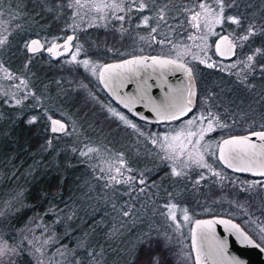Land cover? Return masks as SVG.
I'll return each mask as SVG.
<instances>
[{
  "label": "trees",
  "instance_id": "obj_1",
  "mask_svg": "<svg viewBox=\"0 0 264 264\" xmlns=\"http://www.w3.org/2000/svg\"><path fill=\"white\" fill-rule=\"evenodd\" d=\"M204 1L208 0L200 2ZM221 1L225 8V22L223 29L218 30L217 34L228 35L231 39L248 35V39L242 47L236 48L235 57L229 61L217 58L215 53L212 55L225 64L247 59L250 61L249 76L241 77L236 72L237 69L226 72L221 68L189 64L196 85L193 112L173 123L151 125L133 119L132 121L144 128L147 137L168 133L190 138L191 143L202 150L212 168L226 176L224 181L205 170H192L187 173V177L174 176L169 170V164L162 160L159 153H154L147 141L145 145H141V137L131 133L111 114L114 104L101 89L96 74L98 66L135 55L177 58L172 48L175 44L173 39L180 44L185 42L190 33L186 18L174 19L173 14H170L162 23V45L146 43L140 46L133 38L134 35L129 38L125 29H118L119 22H113L111 27L71 30L72 12L69 9V0H18L24 5L32 27L25 30H19L21 27L17 23L0 17V30L11 31L0 51V62L3 66L11 72H18L24 68V64L30 63V71L34 77L41 85L46 86L43 89L38 86L37 92L41 91L44 97L47 95L55 102L61 101L58 97L63 95L65 99L63 98L62 106L68 107L91 131L85 132L81 143L76 144L81 149L76 150L77 155L73 158L67 157L70 150L63 151L55 165H51L50 173L47 171L46 175L39 178L37 173H30L29 178H25L23 186L25 188L27 184L28 189L24 191L22 209L11 217V228L21 227L25 217L28 219L39 216L47 208L62 212L65 217L70 216L69 204L73 194H83L85 189H88L86 193L99 194L103 200L113 201L102 195L105 193L104 187L94 179L86 163V158L88 160L91 155L89 149L102 146L104 149L124 154L134 166L139 164V167L149 170L147 191L132 205L130 203L129 207L132 208L131 212L144 209L150 225L142 231L138 242L130 247L127 259L120 264H149L150 259H154L157 264H196L190 244L193 223L215 217L236 222L264 248V237L256 228L257 225L264 226V190L260 187L264 177L229 171L217 158V149L223 140L258 131L264 132V0ZM161 3L164 9H168L173 4H191L196 1L161 0ZM123 26L126 27L125 24ZM69 34L75 35L78 44L82 46V51L72 62L74 66L65 67L63 64L67 60H52L44 52L30 55L26 50L29 40L38 38L47 41L50 38L49 40L60 41ZM215 41L216 38L211 39L210 44L213 46ZM250 56L251 60L248 59ZM55 63L63 67L54 68L52 64ZM205 110L217 113L223 127L210 133H201L197 131V123L188 126L190 119ZM118 112L124 113L120 109ZM13 113L8 111L7 123L0 124L6 127V132L0 135V178L2 174L5 178L16 180L20 173L22 175V169L30 168L38 162L33 153L48 139L58 146L70 139L66 137L68 131L62 135L50 133L45 112L35 111L32 116L28 117L29 114H26L19 122L11 123ZM50 117L54 118L56 115L52 114ZM132 146L136 153L131 155ZM37 164L44 165L42 161ZM241 182H258L259 186L255 192H250L241 189ZM126 202V198H121L116 204L107 202L108 209L104 214L109 212L111 216L115 213L120 217L122 210H118V207L124 205L122 208L125 210ZM169 211L174 216L171 220L168 218ZM132 217L133 214H130L126 221ZM86 258L83 256V261Z\"/></svg>",
  "mask_w": 264,
  "mask_h": 264
},
{
  "label": "rangeland",
  "instance_id": "obj_2",
  "mask_svg": "<svg viewBox=\"0 0 264 264\" xmlns=\"http://www.w3.org/2000/svg\"><path fill=\"white\" fill-rule=\"evenodd\" d=\"M14 1L0 0V17H5L8 22L17 23L18 27H21L19 30L32 28L29 21H24L26 18L23 17L24 13L21 8L23 4L18 0L16 4H13ZM128 1L80 0V4H77L76 0H69V9L72 12L70 29L77 31L90 27L104 28L111 27L113 22H119L118 29L122 30L125 29L124 24L128 28L130 22H132L131 26L133 27L129 32H133L134 39H142L153 46H161L163 36L160 34L162 32H157L155 26L157 23H163L170 14H173L174 19L186 18L188 32L190 31L183 44H180L175 38L173 39L175 44L172 48L178 58L173 59L183 63L186 62L187 66L193 64L192 66L221 68L226 72L237 69L236 72L241 77L249 76L251 73L248 70L250 61L247 59H239L234 63L225 64L217 61L212 55L215 52L214 45L210 44L211 39L216 38L217 40L220 37L217 31L223 29L225 22V8L221 0L173 4L168 9H164L162 6L159 14L160 19L157 23L156 20H149L150 24L146 20L139 24L138 22L135 23L134 15L131 16L132 21H129L130 18H125V16H128L129 11L132 13L136 11L148 12V7L144 6L143 3ZM202 3L206 5L205 8L200 7ZM80 5L84 6L81 7ZM193 16L197 18L194 20ZM145 26L148 28V33L144 32L143 27ZM10 32L0 30V41H3V43H0V51ZM118 32L121 33V31ZM169 39L172 40L171 37ZM247 39L248 35L231 40L238 48L242 47ZM73 49L74 51L68 58L67 63L63 66L66 65L65 67H67L82 51V46L78 44L76 37ZM29 66L31 65L27 63L22 70L11 72L0 62V124L7 123L8 111L14 112L11 123L19 122L26 114H29L28 117H30L32 112L35 111L45 112L49 116L54 114L56 115L54 118L67 124L66 132L68 131L69 134L66 137L70 140L61 142L58 146L48 139L43 146L33 153L38 162L36 161V164L34 163L30 168L22 169V175L20 173L16 180L5 178L1 174L0 253L2 255H0V264H120V262L127 259L130 247L138 242L142 231H145L150 225L144 209L131 212L132 208L129 207L130 203L132 205L137 198L144 196V192L147 191L149 170L139 167V164L134 166L132 161L126 158L124 154L113 152L108 148L94 146L92 151H89L91 155L88 160L86 158V163L94 179L103 185L105 193L102 195H106L107 198L109 197L113 201L103 200V197L99 194L86 193L88 189H85L86 191L83 194H73V199L69 204L70 216L65 217L62 212L47 208L39 216H31L28 219L25 217L23 225L17 229L9 226L11 217L22 209L24 191L28 189L27 184L25 188L23 186L25 178L28 179L30 173H37L38 178L46 175L47 171L50 173L51 165H55L63 151L70 150L67 157L73 158L74 155H77L76 150L81 149L76 144L81 141L85 132L90 131L68 107L64 108L62 106L63 95L58 97L61 101L55 102L49 99L47 95L44 97L41 91L37 92L38 86L41 87L40 89L46 86L41 85L39 80L34 77ZM103 67L104 65L97 67V77ZM74 89L78 88L74 87ZM111 114L121 121L131 133L138 134L141 137V145H145L147 141L154 153H159L162 160L169 164V170L174 176L187 177V173L192 170H205L221 181L226 180L224 174H220L212 168L206 161L202 150L193 145L190 138L168 133L154 134L153 137H147L144 128L140 129L136 124L125 118L123 114L118 113L113 108H111ZM194 122L198 124L197 131L201 133H210L223 127L219 115L210 110L198 112L196 117L189 120L188 126H193ZM209 125H211L210 130ZM5 128L0 126V135L6 132ZM1 142L2 138H0ZM134 153H136V150L132 146L130 154ZM41 161L44 165L39 166L37 163ZM48 162H51V164H48ZM174 169L175 172L180 174L175 175L173 173ZM239 185L243 190L255 192L259 183L241 182ZM260 187L264 190V182ZM121 198L127 199V205H125L126 211L123 210L124 205H121L123 208L118 207V210H122L120 217L115 213L111 216L109 212L104 214L105 210L108 209L106 208L108 206L107 202L116 204ZM130 214H133V217L126 221L129 219ZM168 215L170 220L173 219L172 211H169ZM64 225L65 227H63ZM256 228L264 237V226L257 225ZM74 232L76 233L74 234ZM72 236L73 239L71 240ZM83 256L87 257L85 261H83Z\"/></svg>",
  "mask_w": 264,
  "mask_h": 264
},
{
  "label": "water",
  "instance_id": "obj_3",
  "mask_svg": "<svg viewBox=\"0 0 264 264\" xmlns=\"http://www.w3.org/2000/svg\"><path fill=\"white\" fill-rule=\"evenodd\" d=\"M72 41L73 36H69L63 44L51 46L47 53L53 58L66 55L72 49ZM62 46L64 49L59 51ZM41 50L42 44L37 39L27 45L30 55ZM214 52L217 58L229 61L236 55V46L228 35H222L214 44ZM130 61L133 63H128ZM98 82L114 104L135 119L149 124L178 121L195 108L196 85L192 71L185 63L172 58L137 56L112 62L100 70ZM50 128L54 135L67 130L66 124L57 119L50 120ZM53 128L57 130L53 131ZM256 133L264 132L223 140L217 150L219 163L237 174L264 177L261 174L264 173V140L254 135ZM245 137L247 143L225 144V141H240ZM198 221H210L211 224L200 225ZM190 244L196 264H264V248L236 222L226 218L195 221Z\"/></svg>",
  "mask_w": 264,
  "mask_h": 264
},
{
  "label": "flooded vegetation",
  "instance_id": "obj_4",
  "mask_svg": "<svg viewBox=\"0 0 264 264\" xmlns=\"http://www.w3.org/2000/svg\"><path fill=\"white\" fill-rule=\"evenodd\" d=\"M129 1H133V2H135V3H143L144 4V6L146 5L147 7H148V12H139V11H136V12H128L129 14H128V16H125V18H130L129 19V21H132L131 20V16H133L134 15V21H135V23L136 22H138V24L139 23H141L142 21H144V20H146L147 21V23L148 24H150L149 23V20L150 21H155L156 20V23L158 22V20L160 19L159 18V14L161 13V9H162V3H161V0H129ZM128 1V2H129ZM190 1H196V2H200V1H203V0H190ZM21 8H22V12L24 13V16L23 17H25L26 19L24 20V21H29V15H28V13H27V11L25 10V8H24V5H21ZM135 13V14H134ZM149 18V19H148ZM131 24H132V22H130V26H128V29L125 27V30L128 32V36H129V38H132V34H133V32H129L131 29H132V27L133 26H131ZM151 26H153L152 24H151ZM156 30H157V32H160L161 30H162V22H160V23H157L156 24ZM144 28V32L146 33H148L149 31H147L148 30V28H147V26H145V27H143ZM145 28H147V29H145ZM146 30V31H145ZM156 32V33H157ZM157 34H159V33H157ZM69 36H73V41H72V43H71V46H72V49H71V51H70V53H68V54H66V55H62V56H59V57H57V58H53L51 55H49L48 53H47V51H48V49L51 47V46H53V45H61V44H63L64 42H65V40L69 37ZM160 37V36H159ZM35 39H37V40H39L40 42H41V44H42V50H41V52L40 53H42V52H44L47 56H49L50 57V59H52V60H55V61H58V60H60V61H65V60H67L68 61V58L70 57V55L72 54V52L74 51V49H73V44H74V41H75V35H73V34H69V35H67L65 38H63V40H60V41H53V40H49V39H47V41H43V40H41V39H38V38H35ZM32 40H34V39H32ZM131 40V39H130ZM137 40V42H138V44L141 46L142 44H146V42L147 41H144V40H142V39H136ZM31 40H29L28 41V43L30 42ZM28 43L26 44V50H27V45H28ZM51 43V44H50ZM130 43H131V41H130ZM160 43V42H159ZM50 44V45H49ZM49 45V47H47ZM140 48V47H139ZM139 48H138V50H139ZM64 49V47L62 46V47H60L59 48V51H62ZM39 54V53H38ZM36 55V54H35ZM137 56H146V57H163V56H159V55H152V56H148V55H135L134 57H137ZM131 58H133V57H131ZM166 58H168V57H166ZM129 59V58H128ZM173 59V58H172ZM75 60V59H74ZM73 62V61H72ZM67 62H65L64 64H66ZM27 64V63H26ZM30 64V63H29ZM63 64V65H64ZM69 66H74V63H69L68 64ZM67 65V66H68ZM24 66H25V64H24ZM52 66H54V68L55 67H63V66H61V65H59V64H52ZM66 66V65H65ZM111 101V100H110ZM112 102V101H111ZM113 103V102H112ZM114 104V103H113ZM113 109L114 110H116L117 112H118V110L120 109V110H122L121 108H119L116 104H114V107H113ZM124 113H123V115L125 116V118H127L128 120H130L131 122H133L132 121V119L133 120H136V121H139V120H137V119H135L132 115H130L128 112H126V111H124V110H122ZM118 113H120V112H118ZM191 114V113H190ZM189 114V115H190ZM187 117V116H186ZM47 118H48V121H49V127H48V129H49V131H50V133H51V128H50V120L51 119H57V118H52V117H50L48 114H47ZM33 119V118H32ZM34 120V119H33ZM58 120V119H57ZM61 121V120H60ZM63 122V121H62ZM140 122H142V123H144V124H149V123H146V122H143V121H140ZM63 123H65V122H63ZM134 123V122H133ZM171 123H173V122H171ZM66 124V123H65ZM134 124H136V123H134ZM151 125H158V124H151ZM136 126H137V124H136ZM66 127H67V124H66ZM139 127V126H138ZM140 128V127H139ZM141 129V128H140Z\"/></svg>",
  "mask_w": 264,
  "mask_h": 264
},
{
  "label": "snow or ice",
  "instance_id": "obj_5",
  "mask_svg": "<svg viewBox=\"0 0 264 264\" xmlns=\"http://www.w3.org/2000/svg\"><path fill=\"white\" fill-rule=\"evenodd\" d=\"M76 3L77 4H80V0H76ZM81 7H83L84 5H80ZM115 6V5H114ZM116 7H118V6H116ZM141 7H143V5H141ZM200 7L201 8H205L206 7V5L205 4H200ZM198 15V14H197ZM197 17L196 16H193V19L195 20ZM121 19H122V17H121ZM233 22L234 23H238V21H235V20H233ZM0 43H3V41H0ZM33 44H38V41H33ZM33 51H35V49H32ZM248 59L249 60H251L252 59V57L250 56V57H248ZM85 64H87V61H85L84 62ZM128 63H133V62H128ZM188 103L189 104H191V101L189 100L188 101ZM121 119H123V117H121ZM31 122V121H30ZM54 123H58V122H54ZM190 123H191V121H190ZM61 127V129L63 128V125H61L60 126ZM211 129V125H209V130ZM57 129L56 128H53V131H56ZM254 135H256V136H258L260 139H262V140H264V133H256V134H254ZM234 143H247V138L245 137V138H241V140L240 141H225V144H234ZM89 151H92V149H89ZM117 171H119V170H117ZM173 173L175 174V175H179L180 173H177V172H175V169L173 170ZM262 175H264V173H261ZM114 179V178H113ZM172 207H174V206H172ZM173 218H174V216H173ZM185 219H187V216H185ZM198 224H200V225H205V226H210V224H211V222L210 221H198L197 222ZM224 223H228V222H224ZM233 227H236L235 225H233ZM249 243H251V241H249ZM0 255H2V253H0ZM149 264H157V262L154 260V259H150L149 260Z\"/></svg>",
  "mask_w": 264,
  "mask_h": 264
}]
</instances>
